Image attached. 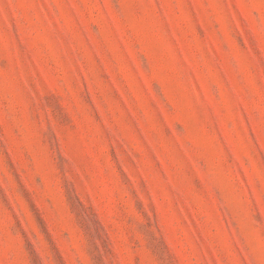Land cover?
<instances>
[{"label": "rangeland", "instance_id": "1", "mask_svg": "<svg viewBox=\"0 0 264 264\" xmlns=\"http://www.w3.org/2000/svg\"><path fill=\"white\" fill-rule=\"evenodd\" d=\"M0 264H264V0H0Z\"/></svg>", "mask_w": 264, "mask_h": 264}]
</instances>
